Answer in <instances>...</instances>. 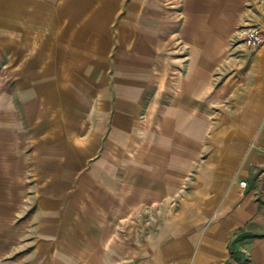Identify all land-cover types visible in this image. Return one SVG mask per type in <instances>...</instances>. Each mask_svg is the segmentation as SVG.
I'll list each match as a JSON object with an SVG mask.
<instances>
[{
  "label": "crops",
  "instance_id": "0c3cea01",
  "mask_svg": "<svg viewBox=\"0 0 264 264\" xmlns=\"http://www.w3.org/2000/svg\"><path fill=\"white\" fill-rule=\"evenodd\" d=\"M156 7L142 43L87 53L77 15L62 54L0 44V264H264V0Z\"/></svg>",
  "mask_w": 264,
  "mask_h": 264
},
{
  "label": "rangeland",
  "instance_id": "374dc122",
  "mask_svg": "<svg viewBox=\"0 0 264 264\" xmlns=\"http://www.w3.org/2000/svg\"><path fill=\"white\" fill-rule=\"evenodd\" d=\"M51 1L52 0H20L21 11L6 15L5 20L0 23V44H5L6 47L1 54L6 57V60L10 56V53L14 52V49L8 46H12L15 40L20 41L21 45L24 46V56H30V48L32 49V53L40 51L41 54H45L46 57L52 54H62L63 47L73 49V36L78 34L76 33L78 16L82 18V23L90 25L91 27L94 25L104 27L102 33H94L87 29L86 32L79 34L81 35V39H83V37L85 39L83 47L81 46L80 48H86L88 51L87 53L90 54H93L90 50L97 48L99 40L107 45H110L111 42L112 46L115 45V41L116 44L125 43V41L128 43H131V41L143 42L144 38L142 39V37L145 36V33L140 30L133 31L135 28L130 27L129 24L141 23L143 17H145L143 13L148 15L152 8L157 9V5H161L162 9L178 10L179 16H177V18L179 17L178 19L185 23V17L181 14L183 0H80L85 10L79 13H75L73 9L70 10V17L74 18L69 21L70 26L66 29L67 31L64 32L63 36V33L58 30V26L63 22L67 23V21H63V9L60 8L56 10V8L62 4V6L68 10L70 7L69 0H53L54 8L50 6ZM84 2H86L87 6ZM93 5L95 7H93ZM104 6H106V8L111 7L110 10H112V12L103 9ZM49 10H53L54 17L49 16ZM100 10H102V13H99ZM15 17L17 19L13 21ZM104 19H107V22H105ZM52 27L54 32L48 31L52 29ZM112 27L113 37L111 38L109 31ZM108 48L109 47H104L103 52H106L105 56L111 57V52L107 54L109 51ZM127 48L130 49V47ZM112 50L114 57L117 55L118 51L125 49L120 46L119 48H112ZM148 50L150 58L157 56L158 48L152 42ZM42 60L45 62L47 58ZM90 115H92V113L86 112L87 125L89 119H91ZM252 150L255 151V148Z\"/></svg>",
  "mask_w": 264,
  "mask_h": 264
},
{
  "label": "built area",
  "instance_id": "2783aa9c",
  "mask_svg": "<svg viewBox=\"0 0 264 264\" xmlns=\"http://www.w3.org/2000/svg\"><path fill=\"white\" fill-rule=\"evenodd\" d=\"M264 42V30L255 25H247L241 31V43L247 49H254ZM262 157H264V149H262ZM245 186L246 182L243 180L240 183Z\"/></svg>",
  "mask_w": 264,
  "mask_h": 264
}]
</instances>
